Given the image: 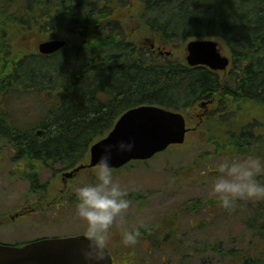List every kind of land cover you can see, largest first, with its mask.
Listing matches in <instances>:
<instances>
[{
	"label": "trees",
	"instance_id": "16d2710c",
	"mask_svg": "<svg viewBox=\"0 0 264 264\" xmlns=\"http://www.w3.org/2000/svg\"><path fill=\"white\" fill-rule=\"evenodd\" d=\"M184 9L202 16L175 24ZM184 26L193 33L183 32ZM57 36L68 46L37 53L39 41ZM196 38L219 42L230 58L226 70L187 64L184 44ZM156 42L172 53L152 50ZM25 95L38 103L22 113L16 97ZM202 102H208L205 108ZM141 104L178 110L195 123L192 145L205 149L181 174L188 184L218 174L213 159L264 156V0H0V137L19 143L20 173L33 192L46 189L41 171L85 164L91 144ZM28 114V120L18 118ZM38 128L42 136L35 135ZM202 165L208 168L195 174ZM249 206L258 213L247 224L253 235L244 248L219 240L185 243L177 229L180 213L197 220L205 213L209 220L229 210L210 195L160 216L157 225L141 228L139 239L177 256L187 251L188 262L207 252L221 264H264V221L258 223L264 200L238 199L232 208ZM122 245L119 229L108 248L115 255Z\"/></svg>",
	"mask_w": 264,
	"mask_h": 264
},
{
	"label": "rangeland",
	"instance_id": "374dc122",
	"mask_svg": "<svg viewBox=\"0 0 264 264\" xmlns=\"http://www.w3.org/2000/svg\"><path fill=\"white\" fill-rule=\"evenodd\" d=\"M201 16V13L192 15L188 10L184 9L176 16L175 24L180 23V21H195ZM181 30L183 32L190 30V33H193V28L189 29L185 26ZM144 35H148V33ZM26 40L27 37L25 39V43L28 46L26 51L31 52V45ZM161 44L162 42H156V45ZM163 56L165 57L166 55L163 54ZM16 99L18 102L17 108L22 113H25L23 111L25 108L30 109L29 107H32L31 102L33 107L38 103L29 95L21 96L20 98L16 97ZM31 109L28 112L33 111ZM30 115L18 116V118L28 120ZM189 119L187 127L192 129L195 123ZM192 133L193 130L186 135V142L181 147H174L167 154L158 153L149 160H144L141 163L132 161L118 170H113L114 179L123 187L129 189L128 199L131 203L124 215V222L129 227L135 225L141 218L145 220L146 225H157L160 221V216L167 215L172 210H180L192 197L212 196L210 189L212 181L217 175L216 173L208 180L190 184L185 182L183 175H181L185 169L190 167V163L202 152L201 150L205 149L203 146L192 145ZM3 142H7V140L0 141V143ZM212 163L213 167H217L218 162L215 159H213ZM36 164L39 165V162H36ZM15 167L10 161L4 162L0 166V221L2 224L6 223L0 226V242L19 245L31 242V240L42 239V237H65L85 232V222L75 213L76 197L74 187L77 184L95 182V168L87 169L86 172H82L74 179L75 181H73L69 190L71 200L74 199L73 203L64 204L61 208L49 210H46L43 206V208H38V211L27 214L21 219L18 218L14 221L8 219L7 222H4L9 215H13L19 208L35 199V195L31 191L29 182L25 181V177L18 176L19 174L17 176L11 174ZM63 168L57 165L55 166V169H58L57 171L45 168L46 170L40 173L41 182L47 185L46 192L49 193V198L58 195L54 190L59 186L58 180L55 178L58 177L61 172L60 169ZM202 168L208 167L205 165L198 167L195 170V174L201 173ZM51 186L54 187L51 188ZM46 192L44 195H46ZM244 200L247 201L248 199ZM225 212L226 214L220 216V218H208L209 220H205L207 218L205 213H200L197 217L198 220L195 217L191 219L189 214L180 213L177 229L189 246L193 244H211L219 240L226 247L244 248L253 235L251 227L248 228L247 224L258 212L251 206L247 210L245 208L243 210L229 208ZM258 218V223L264 221V209L261 210V215ZM203 220L205 224L201 225ZM119 229L118 221L110 230V238ZM188 254L190 253L183 251L180 256H177L172 251L156 249L150 246L148 242L143 243L138 238L134 246L124 245V248L120 249L116 256L121 258L122 261L130 259L133 261L132 264H166V262L168 264H180L182 261L184 263L187 262L186 264H221L223 262H220L221 257L218 255L207 252L201 254L200 258L193 257L188 262L186 260Z\"/></svg>",
	"mask_w": 264,
	"mask_h": 264
},
{
	"label": "water",
	"instance_id": "95a60500",
	"mask_svg": "<svg viewBox=\"0 0 264 264\" xmlns=\"http://www.w3.org/2000/svg\"><path fill=\"white\" fill-rule=\"evenodd\" d=\"M66 42L45 40L38 44L41 54H52L63 48ZM185 60L189 66H205L210 70H226L229 58L222 53L218 42L213 39H196L185 44ZM205 103H202L203 106ZM189 128L186 117L178 111L157 105L131 107L125 111L107 136L97 140L89 150L87 167H96L103 145L118 140L132 141L133 148L127 153H113L110 161L112 169H119L131 160H146L170 145L183 144ZM38 132L37 135H40ZM84 166L75 167L63 173L70 178ZM84 234L54 238H42L22 246L0 244V264H81L80 249L84 246ZM105 264H112L108 252Z\"/></svg>",
	"mask_w": 264,
	"mask_h": 264
},
{
	"label": "clouds",
	"instance_id": "9594fccd",
	"mask_svg": "<svg viewBox=\"0 0 264 264\" xmlns=\"http://www.w3.org/2000/svg\"><path fill=\"white\" fill-rule=\"evenodd\" d=\"M133 148L132 141L118 140L103 145V151L96 162L95 182L77 184L75 213L86 225L85 243L80 249L81 264H105L108 256L110 230L119 221L121 241L134 246L146 227L139 219L129 227L124 215L130 207L129 189L113 177L110 163L113 153H127ZM218 174L214 177L210 194L223 207L230 208L238 199L264 200V156L253 152L218 162Z\"/></svg>",
	"mask_w": 264,
	"mask_h": 264
},
{
	"label": "flooded vegetation",
	"instance_id": "af4514ba",
	"mask_svg": "<svg viewBox=\"0 0 264 264\" xmlns=\"http://www.w3.org/2000/svg\"><path fill=\"white\" fill-rule=\"evenodd\" d=\"M1 115V114H0ZM2 130V127H0V132ZM19 143L15 142V143H0V166L2 164H4V162L10 161V163H12V165L16 166L15 168H13V172L11 173L13 176H20V169L22 167H20V151ZM79 175V174H78ZM78 175L72 177L71 179H63L61 178V174L60 177L58 179V177H56V179L59 182V186L58 188L54 189L55 192L58 193V195L56 197H52L49 198V193L46 192L47 189H43L41 193H37V192H32L35 195V199L33 201H31L29 204H25L23 207L19 208L18 211H16L15 213H13V215H9L8 218L10 219V221H14L16 219H21L24 216H26L27 214L33 213L35 211H38V208H43V206L45 207L46 210L49 209H57V208H61L64 206V204L69 205V201L71 200L70 195H69V190L72 187L71 184L73 183V181H75L74 179L78 177ZM46 192V195H44V193ZM65 205V206H66ZM124 245L122 246H118L116 247V252H118L120 249H123ZM111 255V260H113V264H132V260H124L122 261L121 258H117V254H113L112 252L110 253Z\"/></svg>",
	"mask_w": 264,
	"mask_h": 264
}]
</instances>
